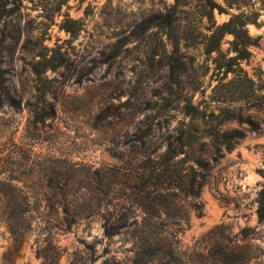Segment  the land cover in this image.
Segmentation results:
<instances>
[{
	"label": "rangeland",
	"instance_id": "rangeland-1",
	"mask_svg": "<svg viewBox=\"0 0 264 264\" xmlns=\"http://www.w3.org/2000/svg\"><path fill=\"white\" fill-rule=\"evenodd\" d=\"M215 1L222 8L213 12L217 23L234 14L254 20L246 27L257 43L241 67L261 96L264 0ZM169 10L175 12L170 27L161 23ZM204 14L201 0H0V68L5 90L19 102L18 108L12 106L0 88V181L6 183L12 161L23 180L31 148L36 163L57 162L68 169H63L65 176L77 177L72 191L80 211L93 202L92 191L113 180L112 169L134 172L148 162L146 156L162 153L168 137L189 121L182 112L186 101L199 109L218 106L213 63L203 51L210 25ZM69 18L78 21L74 35L61 27ZM231 39V34L224 36L223 51ZM49 56L53 62L63 60L40 74L55 115L35 124L30 111L37 94L33 66L42 69ZM172 68L177 83L171 80ZM232 107L236 116L254 120L259 129L247 131L217 161L205 155L209 166H195L189 174L197 180L204 176L198 195H173L169 216L146 222L143 209L127 199L134 211L125 220L129 227L108 237L102 207L90 216L80 211L67 226L61 208L49 209L43 201L30 211V228L20 244L0 214V264H132L135 259L165 260L167 244L179 250L186 264H202L218 236L236 239L244 227L251 230L244 241L251 250L247 264H264V218L256 212L264 187L263 97ZM246 126L232 121L224 128ZM143 224L150 225L142 232ZM143 235L162 240L159 251Z\"/></svg>",
	"mask_w": 264,
	"mask_h": 264
},
{
	"label": "trees",
	"instance_id": "trees-1",
	"mask_svg": "<svg viewBox=\"0 0 264 264\" xmlns=\"http://www.w3.org/2000/svg\"><path fill=\"white\" fill-rule=\"evenodd\" d=\"M201 1L205 8L204 15L210 22L207 27L209 32L203 42V51L207 56H211L213 63L216 83L212 87V92L217 93L213 101L218 106L209 110L199 109L191 102L186 101L182 112L184 116L189 117V121L183 122L180 127L175 129V133L168 137L162 153L155 155L152 159L146 156L148 162L134 172L124 174L118 168L112 169L113 180L108 181L104 187L102 186L103 188H100L99 192L92 191L93 202H89L90 204L86 205L87 208L80 211H85L83 215L90 216L102 207L103 229L104 234L108 237L120 233L123 229H128L129 225L125 224V220L134 211L126 206L127 199L132 198V203L143 209V219L146 222L154 218L169 216L172 204H175L173 201L176 199L172 198L173 195L177 196L182 192L183 195H198L204 182V176L202 175V178L197 180L189 174L195 172V166L204 169L209 166L207 162H204L205 155H208L212 161H217L221 152L231 150L247 131L257 130L260 127L254 120L244 119L241 113L236 116L234 114L236 108L232 107L234 102L263 97L264 109V94L258 96L260 88L241 67V61L250 55L249 47L257 43V38H252L246 27L248 22L254 20L234 14L227 21L217 23L213 12L215 9L219 13L222 12L221 6L215 0ZM174 13V10H169L163 14L161 23L170 27L174 21ZM77 23V20L69 18L63 22L61 27L74 35L79 30V26H74ZM226 34H231L232 39L229 41L227 50L223 51L221 44ZM53 59V56L45 57V64L40 70L36 65L33 66V71L37 75V94L36 101L32 104L30 111L35 124L44 122L55 115V109L46 98L48 86L42 83L40 76L43 71L55 70L63 62L62 59L53 62ZM44 80L47 78L44 77ZM171 80L173 83H177V75L173 68L171 69ZM0 88L9 103L18 108L19 102L9 96L5 90L1 68ZM215 111L217 112L215 113ZM232 121L239 124L246 123V130L224 128ZM181 154L182 157H180ZM31 156L32 150L27 148L26 161L23 165L25 172L23 180L16 174L18 168L16 162L12 161L13 166L9 168L6 183L3 184V181H0V203L2 204L0 214L10 235L18 244L22 242L24 234L30 228V211L38 209L43 201L49 209L61 208L67 226L71 225L75 216L78 215L77 213L80 212L77 211L78 196L72 191L77 177L75 175L65 176L68 169L61 164L57 165V162L40 164L36 163ZM143 156L145 157L144 154ZM1 171L0 168V173ZM99 173V169H96L95 174ZM117 176L120 179H117ZM18 182L22 183L21 186L17 185ZM257 199L256 212L258 217L263 219L264 187L259 190ZM122 220L123 222H121ZM147 225L150 224H143L139 230L143 232L144 226ZM166 231L165 228H160V232ZM250 235V228L244 227L235 235L236 239L223 236V234L218 236L216 239L220 238V240L212 242L210 257L203 258L202 264H247L251 258V250L244 241ZM142 238L146 242L151 239L150 244H153L155 251H159L160 244H163L162 240L154 236L143 235ZM167 247L169 256L165 260L163 256L150 260L135 259L132 264H156L154 260L158 264H186L175 246L167 244ZM40 253L42 254V251ZM54 253L58 258L60 252L57 248ZM42 256L44 257V254Z\"/></svg>",
	"mask_w": 264,
	"mask_h": 264
}]
</instances>
